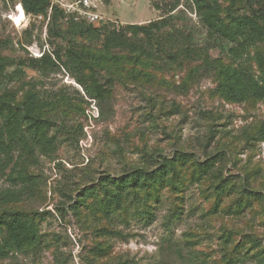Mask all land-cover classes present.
Here are the masks:
<instances>
[{
	"label": "rangeland",
	"instance_id": "374dc122",
	"mask_svg": "<svg viewBox=\"0 0 264 264\" xmlns=\"http://www.w3.org/2000/svg\"><path fill=\"white\" fill-rule=\"evenodd\" d=\"M95 4L97 14L115 28L171 16L174 30L150 46L155 56L153 69H148L151 77L116 83L104 102L90 99L64 70L44 75L26 70L25 81L43 98L62 95L83 113L68 110L67 118L60 119L55 159L40 156L37 164L29 166L35 183L17 207L46 213L40 224V246L0 264H223V255L239 257L236 264H262L258 260L264 258V202L252 201L240 214L236 203L247 198L244 190L264 197V141L249 138L264 127V101L230 104L214 94L213 74L202 65L200 55L209 41L216 43L207 40L206 29L186 0ZM19 7L20 0H0V37L11 43L0 55L38 57L48 49L47 20L32 18ZM258 48L264 53V42ZM185 49L195 52L190 61L183 57ZM254 52L250 49V57ZM207 53L208 61L223 57L218 49ZM195 69L198 72L192 73ZM18 87L17 82L0 78V90ZM177 151L198 162L215 159L214 168L200 182L185 183L180 194L163 190L159 200L150 203V215L136 216L129 210L114 215L108 224L87 209L76 219L67 208L68 198L62 192L72 195L73 204L78 193L74 190L91 185V179L152 167L158 157H173ZM9 173L10 168L0 173V190L10 187ZM218 174L238 189L215 206L211 187ZM102 228L115 232L100 236ZM251 240L258 241L259 248H252ZM96 244L109 246L110 252L92 253ZM238 245V254H232Z\"/></svg>",
	"mask_w": 264,
	"mask_h": 264
},
{
	"label": "trees",
	"instance_id": "16d2710c",
	"mask_svg": "<svg viewBox=\"0 0 264 264\" xmlns=\"http://www.w3.org/2000/svg\"><path fill=\"white\" fill-rule=\"evenodd\" d=\"M53 1L20 0L19 7L26 15L40 16L42 20L51 9L45 27L48 49L38 57L28 54V58L23 59L0 55V78L7 83L17 82L19 86L14 90H0V173L10 168L6 176L10 187L0 190V260L34 251L40 246V224L46 213L17 207L35 183V175L30 174L29 166L37 164L40 156L55 159L60 144L57 136L60 119L67 118L68 110L83 113L79 105L62 95L54 99L43 98L33 84L25 81L26 70L42 75L64 70L90 99L104 102L116 83L122 80L134 82L141 76L151 77L148 69H153L155 56L150 46L159 42L164 34L170 36L174 30L171 16L143 25L127 24L115 28L104 22L95 26L66 16L59 6L52 5ZM186 1L206 29L207 40L216 43L209 41L207 48L218 49L223 56L208 61V49L200 55L202 65L213 74L214 94L230 104L264 101V53L258 48L264 42V0ZM175 8L173 5L169 12ZM25 34L30 37L28 30ZM9 44L10 41L0 37V51L7 49ZM22 49L26 51L24 47ZM250 49L255 50L253 57L249 55ZM194 54L185 49L183 57L190 61ZM175 56L169 55V58ZM196 72L197 69L192 70V73ZM79 131L81 134L80 125ZM249 138L264 141V127ZM158 158L152 167H136L120 175L107 174L91 179V185L74 190L78 193L73 204L72 195L62 192L68 198L67 208L76 219L80 218L83 209H87L92 214H100L108 224L114 215L128 214L129 210L136 216L150 215V203L158 201L163 190L182 193L185 183L200 182L212 172L215 163V159L195 161L191 154L182 151L175 152L173 157ZM217 176L211 187L215 193V206L221 197L238 189L234 183H227L222 175ZM18 185L19 188H14ZM243 193L247 198L241 197L236 203V214L248 208L252 201L264 202L261 193L245 190ZM242 200L245 201L243 206ZM177 214L173 213L174 216ZM100 231V236L115 232L107 228ZM250 243L255 249L260 246L256 240ZM240 247L238 245L232 254L237 255ZM91 252L105 256L110 247L96 244ZM238 260L237 256L222 257L223 264H236ZM258 262L264 264V258Z\"/></svg>",
	"mask_w": 264,
	"mask_h": 264
},
{
	"label": "built area",
	"instance_id": "2783aa9c",
	"mask_svg": "<svg viewBox=\"0 0 264 264\" xmlns=\"http://www.w3.org/2000/svg\"><path fill=\"white\" fill-rule=\"evenodd\" d=\"M98 1L100 0H54L52 5L59 6L66 16H73L74 20L82 19L89 23L100 25L105 21L97 14L95 3H98ZM50 12L51 9L48 11L47 21L49 20ZM39 18L41 17L39 16Z\"/></svg>",
	"mask_w": 264,
	"mask_h": 264
},
{
	"label": "bare ground",
	"instance_id": "6f19581e",
	"mask_svg": "<svg viewBox=\"0 0 264 264\" xmlns=\"http://www.w3.org/2000/svg\"><path fill=\"white\" fill-rule=\"evenodd\" d=\"M19 12H20V11H19ZM19 12H18V13H19Z\"/></svg>",
	"mask_w": 264,
	"mask_h": 264
},
{
	"label": "clouds",
	"instance_id": "9594fccd",
	"mask_svg": "<svg viewBox=\"0 0 264 264\" xmlns=\"http://www.w3.org/2000/svg\"><path fill=\"white\" fill-rule=\"evenodd\" d=\"M24 12V11H23Z\"/></svg>",
	"mask_w": 264,
	"mask_h": 264
}]
</instances>
